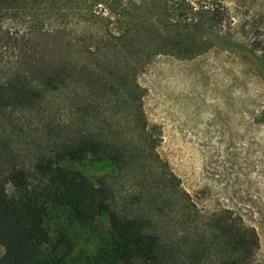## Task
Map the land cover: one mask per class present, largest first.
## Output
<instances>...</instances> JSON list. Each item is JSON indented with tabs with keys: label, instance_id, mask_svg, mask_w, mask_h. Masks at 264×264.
Listing matches in <instances>:
<instances>
[{
	"label": "trees",
	"instance_id": "1",
	"mask_svg": "<svg viewBox=\"0 0 264 264\" xmlns=\"http://www.w3.org/2000/svg\"><path fill=\"white\" fill-rule=\"evenodd\" d=\"M61 1L0 0V118L49 109L71 84L95 91L84 94L83 104L71 98L69 120L43 131L32 163L8 156L0 164V264H63L73 242L64 230L52 237L47 226L52 210L59 207H67L83 224L107 215L111 239L94 254V264H200L218 247L221 264H253L259 245L254 229L232 220L223 231L214 225L193 232L191 239L179 236L175 222L165 219L175 207L189 226L200 215L188 192L178 191L179 178L160 165L143 94L131 86L127 74L102 67L92 52V63L75 80L67 62L31 54L33 39L45 32L52 15L61 17L55 12ZM154 1L163 4L162 13L129 3L156 21L158 26H152L172 44L171 52L189 58L220 46L252 59L264 77V23L256 22L259 13L249 10L247 0ZM238 26L248 30L247 40L236 38ZM53 31L66 34L61 26ZM108 106L126 110L125 130L110 122ZM262 114L264 122V110ZM89 157L111 162L114 171L93 180L64 163ZM130 178L136 179L133 191L127 186Z\"/></svg>",
	"mask_w": 264,
	"mask_h": 264
},
{
	"label": "rangeland",
	"instance_id": "2",
	"mask_svg": "<svg viewBox=\"0 0 264 264\" xmlns=\"http://www.w3.org/2000/svg\"><path fill=\"white\" fill-rule=\"evenodd\" d=\"M129 1L153 14L162 13L164 7L154 0H63L55 6L61 17L52 15L45 32L33 39L31 54L45 61L50 56L54 63L67 62L75 80L79 70L92 63V52H97L94 60L102 62V67L110 65L127 74L131 86L143 94L160 165L179 178L178 191L188 192L200 215L189 226L182 210L175 207L165 219L175 222L179 236L191 239L193 232L214 225L223 231L235 220L256 231L259 245L253 264H264V77L252 59L220 46L189 58L174 54L172 44L152 26L156 21L133 9ZM247 5L253 14L259 13L256 22L264 23V0H247ZM59 26L65 35L55 34ZM236 30V38L247 40V29L238 26ZM94 92L71 84L49 109L0 118V164L8 156L32 163L43 131L69 120L71 98L74 104H83L84 94ZM125 111L108 106L107 116L123 128ZM64 163L93 180L115 169L111 162L94 157ZM135 184L136 179H128V189L133 191ZM47 226L52 237L64 230L73 242L63 264H94V254L111 239L106 214L93 224H83L67 207H59L52 210ZM217 250L200 264H221L220 247ZM3 252L0 245V256Z\"/></svg>",
	"mask_w": 264,
	"mask_h": 264
}]
</instances>
